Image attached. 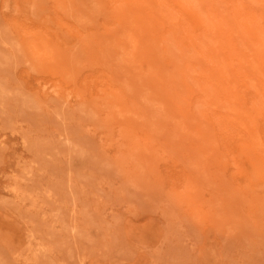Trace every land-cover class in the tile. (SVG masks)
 Returning a JSON list of instances; mask_svg holds the SVG:
<instances>
[{"label": "rangeland", "instance_id": "obj_1", "mask_svg": "<svg viewBox=\"0 0 264 264\" xmlns=\"http://www.w3.org/2000/svg\"><path fill=\"white\" fill-rule=\"evenodd\" d=\"M146 1L0 0V264H264V0Z\"/></svg>", "mask_w": 264, "mask_h": 264}, {"label": "bare ground", "instance_id": "obj_2", "mask_svg": "<svg viewBox=\"0 0 264 264\" xmlns=\"http://www.w3.org/2000/svg\"><path fill=\"white\" fill-rule=\"evenodd\" d=\"M136 1V0H135ZM149 1V0H148ZM148 1H146V2H148ZM151 1V0H150ZM181 1H183V0H181ZM184 1H186V0H184ZM192 1V0H191ZM235 1V0H234ZM105 2V1H104ZM118 2V1H117ZM153 2V1H152ZM157 2V1H156ZM180 2V1H179ZM188 2V1H187ZM221 2H222V0H221ZM219 3L220 5L222 4V3ZM255 2H256V0H255ZM138 3V2H137ZM143 3V2H142ZM189 3V2H188ZM210 3H212V1L210 2ZM224 3V2H223ZM230 3H232V1L230 0ZM235 2H233V4H234ZM238 3H239V1H238ZM104 4V3H103ZM147 4V3H146ZM219 4H216V5H219ZM246 4V3H245ZM118 5V4H117ZM176 5V4H175ZM213 5V4H212ZM215 5V6H216ZM231 5V4H230ZM258 5V4H257ZM102 6V5H101ZM128 6V5H127ZM130 6V5H129ZM182 6H183V8H185V10H187V11H189V15H190V20H189V22H190V26H189V28L192 26V24L194 23V24H196L197 23V21H198V18H199V13L196 11L197 9H192V10H190L188 7H185L184 6V4H182ZM188 6H190V7H193V8H195L194 6H193V3H192V6H191V4L189 3V5ZM198 6V5H197ZM222 6V5H221ZM221 6H220V8H221ZM224 6V5H223ZM222 6V7H223ZM229 6V5H228ZM232 6V5H231ZM241 6V5H240ZM77 7V6H76ZM139 7V6H138ZM141 7V6H140ZM157 7V6H156ZM209 8L211 7V4H210V6H208ZM214 7V6H213ZM213 7H211V8H213ZM217 7V9L219 8L218 6H216ZM73 8V7H72ZM159 8H160V6H159ZM168 8V7H167ZM170 8V7H169ZM200 8V7H199ZM210 8V9H211ZM234 8V7H233ZM150 9H151V11H150ZM150 9H148L150 12H151V14L153 15V17H154V19L155 18H157V15H155V13H153V9L152 8H150ZM157 9V8H156ZM214 9V8H213ZM223 9V8H222ZM38 10V9H37ZM120 10H121V8H120ZM153 10V11H152ZM199 10V9H198ZM225 10V9H224ZM123 11V10H122ZM146 11H147V9H146ZM146 11L145 12H143V14L145 15V14H147L146 13ZM218 11H219V9H218ZM262 11V10H261ZM155 12V11H154ZM168 12V11H167ZM170 12V11H169ZM212 12V11H211ZM224 12H226V11H224ZM164 14H165V12H163ZM162 13V14H163ZM248 13V12H247ZM124 14V13H123ZM162 14H160L161 16L160 17H167V16H163ZM166 14H169V13H166ZM172 14V13H171ZM201 14V13H200ZM32 15V14H31ZM148 16H149V14H147ZM156 17H155V16ZM174 15V14H173ZM213 16H214V14H212ZM251 15V14H250ZM170 16V15H169ZM207 16V15H206ZM209 16V15H208ZM216 16V15H215ZM218 16H220V13L218 14ZM222 16H224V15H222ZM221 16V17H222ZM159 17V16H158ZM171 17H173V16H171ZM151 18V17H150ZM218 18V17H217ZM217 18H215V19H217ZM232 18V17H231ZM230 18V19H231ZM117 19H119V18H117ZM136 19V18H135ZM153 19V18H152ZM158 19V18H157ZM160 19V18H159ZM158 19V20H159ZM169 19V18H168ZM175 19V18H174ZM206 19V18H205ZM223 19V17L221 18V20ZM130 20V19H129ZM158 20H156L157 22H159ZM211 20V19H210ZM226 20V19H225ZM233 20V19H232ZM153 21V20H152ZM161 22H162V18H161V20H160ZM164 21V23H165V20H163ZM213 21H215V20H213ZM260 21V20H259ZM134 22H136V21H134ZM169 22V21H168ZM205 22H206V20H205ZM231 21L229 20L227 23H230ZM250 22V21H249ZM257 22V21H256ZM254 23H255V20H254ZM158 24V23H157ZM156 24V25H157ZM162 24V23H161ZM165 24H167V23H165ZM172 24V23H171ZM208 24V23H207ZM223 24V23H222ZM226 24V23H225ZM233 24H235V23H233ZM247 24V23H246ZM246 24H244L245 26H246ZM252 24V23H251ZM167 25H170V23H168ZM197 25H199V23L198 24H196V26L195 25H193V26H195L196 28H198V26ZM208 25H210V24H208ZM255 25V24H254ZM165 26V25H164ZM171 26V25H170ZM182 26V25H181ZM227 26V25H226ZM229 26L231 27L232 26V24L230 23L229 24ZM81 27V26H80ZM204 26H202V27H200V29L201 28H203ZM208 27V26H207ZM206 27V28H207ZM213 27V26H212ZM257 27H258V25H257ZM260 27V26H259ZM145 28V27H144ZM170 28V27H169ZM205 28V27H204ZM203 28V29H204ZM210 28V27H209ZM216 28H217V26H216ZM226 28V27H225ZM233 28V27H232ZM245 28H247V26L245 27ZM253 28V27H252ZM255 28V27H254ZM261 28H262V26H261ZM159 29V28H158ZM167 29V28H166ZM178 29V28H177ZM199 29V28H198ZM202 29V30H203ZM236 29V28H235ZM242 29V28H241ZM240 29V30H241ZM259 29V28H258ZM202 30H200V31H202ZM262 30V29H261ZM190 31H192V30H190ZM189 31V32H190ZM218 31H219V29H218ZM218 31H217V33H218ZM226 31V30H225ZM229 31H231V30H229ZM235 31H237V29L235 30ZM250 31V32H249ZM247 30V32H248V34H247V36L249 37V39L250 38H252L253 36H254V30ZM168 32H170V31H168ZM185 32V31H184ZM209 32V31H208ZM142 33V32H141ZM176 33V32H175ZM194 33V32H193ZM202 33V32H201ZM224 33V35H225V33L226 32H223ZM223 33H222V35H223ZM233 34H234V31L232 32ZM256 33V32H255ZM258 33V32H257ZM108 34V33H107ZM170 34V33H169ZM197 34H199V33H197ZM215 34V33H214ZM202 35V34H201ZM218 35V34H217ZM223 35V36H224ZM230 35V37L229 38H234V36H232L231 37V34H229ZM77 36V35H76ZM117 36V35H116ZM171 36L172 37H174V35L172 34V35H170V37L169 38H171ZM187 36H188V34H187ZM199 36V35H198ZM208 36H209V34H208ZM222 36V37H223ZM247 36H246V39L248 40V41H250L248 38H247ZM256 36V35H255ZM177 37V36H176ZM203 37L204 36H202V39H203ZM222 37H220V38H222ZM169 38H168V40H169ZM189 38H190V36H189ZM205 38V37H204ZM210 38H212V37H210ZM257 38V37H256ZM261 39H262V37H260ZM166 39H167V37H166ZM191 39V38H190ZM202 39L200 38V40L202 41ZM213 39V38H212ZM246 39H244V42L246 41ZM263 39H264V37H263ZM220 40V39H219ZM222 40V39H221ZM231 40V39H230ZM167 41V40H166ZM172 41V40H171ZM212 41V40H211ZM225 41V40H224ZM233 41V40H232ZM243 41V40H242ZM263 41V40H262ZM174 42H175V40H174ZM206 42H208V41H205V45H206ZM193 43V42H192ZM203 43V42H202ZM215 43V42H214ZM220 43H222V42H220ZM225 43V42H224ZM235 44V46H234V49H235V47H236V42H234ZM252 43V42H251ZM196 44V43H195ZM208 44V43H207ZM256 44V43H255ZM142 45V44H141ZM210 45V44H209ZM249 45V44H248ZM257 45V44H256ZM255 45V46H256ZM201 46V45H200ZM208 46V45H207ZM220 46H221V44H220ZM87 47V46H86ZM93 47V46H92ZM205 47V46H204ZM203 47V48H204ZM209 47H211V46H209ZM209 47H207V48H209ZM225 47H228V45H226ZM251 47V46H250ZM202 48V47H201ZM260 48V47H259ZM233 49V48H232ZM238 51H239V49H237ZM255 50V49H254ZM128 51V50H127ZM228 51V50H227ZM263 52V51H262ZM228 53H229V51H228ZM247 54V53H246ZM125 55H127L126 53H125ZM229 55V54H228ZM252 55V54H251ZM233 56H234V59L236 58L235 57V55L233 54ZM232 56V57H233ZM230 57H231V55H230ZM257 58V57H256ZM106 59V58H105ZM255 59V58H254ZM258 59V58H257ZM246 61V60H245ZM260 61V60H259ZM219 63V62H218ZM245 63V62H244ZM214 64H215V62H214ZM215 65H217V63L215 64ZM233 65V64H232ZM214 67H216L217 68V66H214ZM219 67V66H218ZM221 68V67H220ZM214 70V69H213ZM219 70V69H218ZM260 70V69H259ZM186 72V71H185ZM219 72V71H218ZM221 72V71H220ZM114 74V73H113ZM118 74V73H117ZM253 79V78H252ZM228 100V99H227ZM255 108V107H254ZM253 108V109H254ZM249 117V116H248ZM230 123V122H229ZM264 124V123H263ZM181 125V124H180ZM225 127V126H224ZM223 128V127H222ZM261 129V128H260ZM171 130V129H170ZM238 130V129H237ZM229 131V130H228ZM252 134V133H251ZM231 151V150H230ZM225 165V164H224ZM221 167V166H220ZM218 178V177H217Z\"/></svg>", "mask_w": 264, "mask_h": 264}]
</instances>
